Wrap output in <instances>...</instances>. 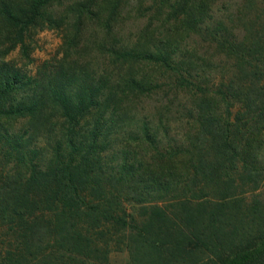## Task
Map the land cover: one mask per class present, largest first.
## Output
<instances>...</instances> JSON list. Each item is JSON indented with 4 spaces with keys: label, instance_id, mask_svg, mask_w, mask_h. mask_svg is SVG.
<instances>
[{
    "label": "trees",
    "instance_id": "obj_1",
    "mask_svg": "<svg viewBox=\"0 0 264 264\" xmlns=\"http://www.w3.org/2000/svg\"><path fill=\"white\" fill-rule=\"evenodd\" d=\"M55 1L0 0V43L10 45L0 47V156L13 165L0 166V220L15 237L5 264H109L113 246L128 264H264V201L245 197L264 178V31L253 22L239 41L186 13L229 65L210 85L184 76L181 48L163 40L116 52L111 71L40 82L2 57L21 47L29 58L25 36L54 21L45 14ZM148 65L173 72L168 89L194 98L183 143L120 134L130 107L159 87ZM119 134L123 156L108 162ZM129 140L151 155L131 154Z\"/></svg>",
    "mask_w": 264,
    "mask_h": 264
},
{
    "label": "rangeland",
    "instance_id": "obj_2",
    "mask_svg": "<svg viewBox=\"0 0 264 264\" xmlns=\"http://www.w3.org/2000/svg\"><path fill=\"white\" fill-rule=\"evenodd\" d=\"M188 12L198 13L205 21L204 28L224 29L239 41L244 39L248 29H255L253 22L258 30L264 31V0H59L50 4L45 14V18H54V21L38 23L25 36L30 46L29 58L21 47H17L4 55L2 60L40 82L44 77L49 82V76L60 70L70 76L83 71L90 74H101L106 69L111 71L113 65H109L117 59L116 52L153 51L160 47L158 42L163 40L169 46L178 45L181 48L184 56L182 66L186 67L184 76L199 75L205 85H210L214 76L221 78L224 74L230 75L231 71L224 55L211 42V37L190 28ZM240 15L244 19H240ZM0 47L9 48L10 45L0 43ZM58 65L60 67L55 69ZM144 73L162 87H157L151 95L138 99L130 107L132 119L121 126L120 134L129 132L136 135L146 129L157 135L162 147L166 143H183L190 129L191 119L187 111L193 107L194 98L185 93L177 96L168 89L166 84L169 85V82H164L173 72L148 65L144 66ZM120 134L108 162H118L123 156L120 145L126 143ZM46 138L49 139L48 136H41L36 143L44 148ZM129 141L131 154L138 151L144 159H147V154L151 155L147 152L150 150L148 147L141 148L137 141ZM0 162L5 172L12 173L13 165L8 163L7 157L0 156ZM178 162L186 164L187 158L180 157ZM261 182L257 189L245 188V197L249 202L256 197L264 201V178ZM11 234L12 231L0 220L2 264H5L9 246L15 240ZM116 238L110 235L103 241L111 242ZM128 261V252L112 247L109 264H128Z\"/></svg>",
    "mask_w": 264,
    "mask_h": 264
}]
</instances>
